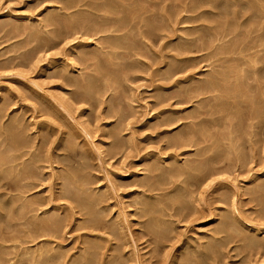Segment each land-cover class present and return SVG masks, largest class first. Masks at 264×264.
<instances>
[{
  "label": "bare ground",
  "instance_id": "6f19581e",
  "mask_svg": "<svg viewBox=\"0 0 264 264\" xmlns=\"http://www.w3.org/2000/svg\"><path fill=\"white\" fill-rule=\"evenodd\" d=\"M60 2H62V4H63L62 7L59 6L60 8H56V9L53 8L55 11H52L51 10L52 7H51V9H50L51 11L49 12V14L47 13V15L45 16V18H43V20L45 22L44 24H46V22L49 23V26L48 27L50 29L47 28V27H45V29L47 28L45 30L46 32H42V31L40 32L39 30L32 28L31 29V35H29V38H31L30 36H32V39H31L32 42L35 41L33 39V37L36 40H38V42L36 41L37 42V45L40 42H41V44H42V42L46 43L45 44V47L47 49L49 48L50 51H51V49L57 48L65 40L67 42V39L68 40H71V38L74 37L72 39V41H73L74 39H77V38L79 39V37L80 38L81 37L82 38L84 37V39H85V37H87V39H88L87 41H84V42L79 43V44L77 43L75 46L73 45L69 53H66L68 51V49L65 50L66 51L65 52L66 55H63V56L58 57V58L57 57H54L52 59V63L50 64V69H53V71L55 72V73L52 72V73H54V77L60 78L63 81V82H61V83L64 84L62 91L65 92V93H67V95L69 93V95H71L69 97H71V99L73 100V102H76V103H84V104L86 103V104L90 105V107H92L93 110L96 109V108L98 109V107L100 108V106L102 104H104L103 103L104 99H103V101H101L102 100V97L104 95H106V93L109 92V90L113 87V85H116V86L119 87V85L122 83V81L127 78L126 77V74H124V73L127 72V71H131L132 64H130L128 62V60H127V59L130 58V56H129V58H127V56L129 55V53L130 52L132 53L133 50H134L133 53L134 52L137 53V50L139 48V46H138L139 44H140V48L142 47V44L146 48H149V46L151 44V48H152L153 47L152 46V41L154 43V40L155 39L156 40L163 41L165 38L172 37V40H169L168 45L169 46L171 45L172 50H173L172 52H174V54H172V56H171V59L172 60L171 59H165V55L166 54L163 56L164 57L163 59H165V60H171L172 62L170 61L171 63H169V64L166 63V64H168V66L166 65L168 68L165 65H164L165 68L161 67V68H163L162 70H166V69L167 70H166L165 75L163 76V74H164L163 73L162 74V77H161V75H160V77L163 78L166 81L167 80H172V82L174 83V87H176V84L175 83H177V86L182 85V84L183 85L184 84L185 85L186 84L187 85L193 84L192 87L189 86L190 88L188 87L189 89L185 90V88L187 86L186 85L184 87L185 92L182 93V90H181L182 95L181 96L179 95L180 98L182 96L185 97L184 99H186V101L183 99V102L185 101L184 103H187V104L188 103H190V104L193 103L194 104V106L192 105V107H193V110L192 111L193 112L191 111V113H190V115L188 117V119H190V121L187 120L188 121L187 122V121L184 120L186 123L184 122V124H182L179 127L180 129L178 128L179 131L177 129V131H178L177 133L178 134L174 133L176 135H175V137H173V139L170 138L171 139L170 140L171 141L170 144H171V148H173V149L175 148V150H177V149L179 150V148H183V147L185 149V148L188 147V148H191V150H190L191 152H194V150H196V147H197L198 148V152L200 153L199 156L202 155V158L200 157V160H194V159H192L190 161H187V160H185L187 158L184 157L185 156V154H184L183 158H185L184 159L185 162L187 161L186 163H183L184 162L183 160L181 162L180 161L181 159L180 160L178 159V156L180 154L178 156H177V154L176 155L174 154V155H171V156L168 155V157L165 158V159L162 158V157H160V156H157L156 155L157 153L156 154L154 153L156 156L149 157L148 155L147 156L145 155V156H142V157L139 158L140 160L143 161L142 163H144V161H145V163L148 162V161H150V160L152 161V159L154 161H156V162L154 163V161H152L153 163L151 165L148 162L149 164L148 163L147 164L149 166H147V165L144 164L145 165L144 168L146 167L145 169L147 171H149L147 173L150 174V176H151V174L153 176L148 181L142 180V179H144V178H142V179H140V182H137L139 188H142V191H139L136 188V191L133 193L134 194L133 197H135L136 199L138 198L137 201L135 200L136 203H137V206H138L136 208L138 210L139 209L142 210V214L140 215V217L141 216H145V217L146 216H149V218H150V221H149V224H148V229L150 228L149 231L152 230L153 235L155 234V236L157 238L163 239V236H165L166 234L165 233L163 234V232H165V230L164 229H161V228H163L165 225L163 227H160V226H162V224H160V220L158 218V215H159L158 208H159V206H163V205H159V204H161L162 199L165 200V202L167 203L168 201H166V198H165V197H167L168 199L171 200V202L173 201L172 203H174V204L176 203L178 205L181 202L183 203V201H184V202H187L188 204H191L190 207L192 208V203H189V201H185L184 200V195H185V193H188V194L189 193H193L196 196L199 194L198 195L199 196L198 198H200V201H197V202H202V204H203V202H204V193L202 194V192H203L202 189L200 190L201 193L199 192V189H200L199 186L200 185L201 186H204L205 184H203V183L209 181V178L212 177V174L215 171L217 172L218 169L216 168L217 170H215V167H216L217 164H219L221 162L222 163L225 162L224 159L226 157L224 156L223 157L224 159L222 158L224 161L222 160L220 162L218 160L219 157L218 158H215V157H217L214 154L215 152L212 153V156L214 155L215 157H211L210 156L212 151L209 153L210 155L207 153L210 157L207 156V155L202 154L204 152H207V151H204V150H206L209 147H211V145H209V143L211 142V141H209L211 135L208 132L209 131V128L208 127H211V124H212V126L213 125L216 126L215 121H217L218 119L221 120L223 118V116H221V115L224 112L226 113L228 111L230 113L231 112L230 109L232 111H233V109H236L238 111L240 109H242V107H240V106H243L245 104L244 101H242V99L245 98L244 100H246V98H248L246 101H250L249 99H251L250 97L252 95L251 94V91L252 92L254 91L253 93H255V94H256V92L257 93L260 92L261 95H259V93L256 94V95L259 96V99L262 98L261 100H262V102H264L263 101L264 100V82L261 80L262 78H264V0H61ZM52 3H54V2H52ZM47 11H48V9H47ZM11 13H13V12L11 11ZM0 16H1V14H0ZM11 17L14 18V19H16V20H18L20 18V17L14 16V15L11 16ZM240 20H242V21H240ZM15 22H13V24ZM40 22L42 24V21H39L38 22L39 25H41ZM199 22H201V24H199ZM9 23H10V21H9ZM9 23L7 22V25H9ZM187 23H192V24L195 23L196 25L192 27V26H190L191 25L190 24L189 25L190 27H182V25H185ZM197 23L199 25H197ZM4 24L6 25V23H4ZM25 24H27V22ZM0 25L3 26L2 23H0ZM5 25L3 27H5ZM7 25H6V27H7ZM47 25L48 24H46V26ZM13 26L16 29L18 27L19 31L20 30L23 31V29H21L20 26H17V24L16 25H13ZM25 27L27 28V26H25ZM15 28H13V29L15 30ZM26 28H24V29L27 31L28 28L27 29ZM41 28H42V26H41ZM186 29L187 30L190 29V31H188L186 33H183L184 31H186ZM17 30H15L16 33H17ZM25 30H24V32H25ZM24 32H23V34H24ZM29 32H30V29H28V34H30ZM133 32L138 33V35L140 36V39L137 38V37L136 38L139 39L140 41L142 39V42H140V43L138 42L139 44L138 43H135V41H137V39H135V37L134 38L132 37ZM133 36H134V34H133ZM48 38H50V39H48ZM26 39H27V37H26ZM156 40H155V42H156ZM172 44H174V45H172ZM42 45L44 46V44H42ZM160 46H162V45L160 44ZM146 48L144 49V47H142V49L148 50ZM38 49H39V46H38ZM120 49H123L125 52H123V53L119 52ZM142 49H140V50L141 51H144ZM148 51H152V50H148ZM160 51L162 52L163 50H160ZM167 51H168V49H167ZM169 51H170V49H169ZM57 52H60V51L57 50ZM147 53H150V52H147ZM190 53H195L196 55L189 56ZM141 54H142V52L140 53V55ZM143 54L145 55V53H143ZM58 55L59 54H57L56 56H58ZM183 55H188V57H185V56L183 57ZM191 55H193V54H191ZM21 56H23V55H21ZM137 56L139 57L138 54H137ZM146 56H147V54L145 55V57ZM152 56H153V54H152ZM156 56L157 55H155L154 57L156 58ZM72 57H74V58H72ZM75 57H76V60H78V61L75 60V62H74L73 59H75ZM145 57L142 56V60L143 61H145V59H143ZM135 58L137 60L136 62L137 63L139 62L141 64V67L143 65V66L146 67L147 71L150 70V68H151L149 66L150 63L148 65V63L146 64V63L140 61L139 58H141V57L137 58L135 56ZM160 58H162V56ZM168 58H170V57L168 56ZM70 60H72V64H71ZM148 60H150V59H147L146 62H148ZM79 61H80V63H78ZM129 61H131V58H130ZM161 62H163V61H161ZM161 62H159V64ZM197 62H199V63L200 62L206 63V65L204 64L206 68H203L204 69L203 72H207V73H205L204 79L201 76H197V75H192L191 76L190 75V76H187L185 79L182 78L183 80H180L179 79L180 80V81L178 80L179 82H174L175 77L178 76L179 73H182V72H184V74H185V72L188 73V70H190V68L192 69L193 66H197ZM81 63H83V65L85 66L86 69L91 68L92 70L90 69L91 70L90 72L93 71L94 74L91 75L92 73L90 74V72L88 71L87 73L89 75H85V76L83 75L82 76L83 72L86 71V70L84 68V71L82 72V69H81L82 64ZM139 63H138V65H139ZM163 63L165 64V62H163ZM80 64H81V66H80ZM151 64H154V63L151 62ZM23 65H24V63H23ZM161 65H162V63L159 66H161ZM139 68H137V70H139ZM158 68H160V67H158ZM78 70H80V73H78L79 74L78 75L79 77L76 76L75 74H72L74 72H78ZM141 70H142V68H141ZM155 70H157V69L155 68ZM192 71H194V70H192ZM136 72L137 71L135 69V72L134 73H136ZM157 72H158V76H159V73L160 72L159 71H157ZM17 74H19V72ZM70 74L75 75V76H71ZM84 74H85V72H84ZM130 74H132V73H130ZM195 76H197V77H195ZM153 77H155V76H153ZM150 78H151V76H150ZM155 78H156L155 80H157L159 77L158 78L155 77ZM157 81H160V78ZM161 82H162V80H161ZM168 83L170 84V82H168ZM163 86H167V85H163ZM68 87L69 88L72 87L74 90L69 91V90H67ZM14 88H17V87L15 86ZM119 88H122L123 89L124 88V85L122 87H119ZM155 89H157V88H155ZM164 89H165L164 87H162V88L160 87L158 90H159V92H160V90H162L161 92H163ZM176 89H175V91H178L179 88L177 87ZM180 89H181V87H180ZM119 91H120V89H119ZM3 92H4V90H3ZM125 92H126V90H125ZM161 92H160V94L158 92H155L156 95L158 94V98L159 99L156 98V100H157V103L159 102L160 105L165 103V99H170V95H169V98L168 97H166V98L162 97L164 94H162ZM249 92H250L251 95L248 94ZM109 93H112L113 95H115L113 93V89H111V92H109ZM112 94L109 96L110 98L107 97V99L110 100ZM117 94H118V91H117ZM121 94L122 93H119V95H121ZM232 94H234L235 97L234 96L231 97ZM121 96H119L118 102H121V101H119V99H120ZM153 96L156 97L155 95H153ZM175 96H176L175 98H177L178 93ZM252 96H254V95H252ZM255 97L256 96H254L253 101L256 100ZM26 98H27V96H26ZM26 98H24V99H26ZM123 98H124V96H123ZM171 98L175 100L174 96L171 97ZM68 99H67L68 102H66V103H69V105H70L72 103V101H70L71 100L70 98H68ZM107 99H105V102H107L106 101ZM116 99H117V96H116ZM112 100H113V98L110 101H112ZM124 100H125V98H124ZM261 100H259V103L258 104L261 103L260 102ZM110 101H108V102H110ZM168 101L170 103V100H168ZM181 101H182V99H181ZM114 102H116V101L114 100ZM114 102L111 105H108L106 103L108 105V108H107L108 110H106L107 113H110V114L115 113V115L118 116L117 118H118L119 121L121 119L122 120L123 119L125 120V114H126V113H124L125 111L123 112L122 109L121 110L120 109H116V107H118V105L116 106V103L117 102L114 105ZM122 102H123V100H122ZM179 102L180 101L177 100L175 102V104H179ZM48 103H50V102H48ZM121 103H120V105H121ZM242 103H244V104L242 105ZM249 103H251V101ZM252 104H250V107H249L250 108V111H248L249 109L246 110L247 108H245V110L251 113V110L253 109V108L251 109V107H252L251 105ZM13 105H14V102H13ZM15 105H16V103H15ZM160 105H157V106L158 107H162ZM167 105H168V103H167ZM255 105H257V104H255ZM130 106H132V105H130ZM248 106H249V104H248ZM257 106H259V105H257ZM261 106H263V105L261 104ZM2 107H3V105L1 106V108ZM50 107H51V105H50ZM65 107H66V105H65ZM65 107L63 106L62 108L65 109ZM169 107H168L167 110H162V108H163L162 107L161 108L162 111L159 112V113H157V116H156V119L158 121L155 120L156 122L153 121L154 123H152V120L153 119H150L149 124L150 123H152V124H155L156 123L155 126L156 127H159V129H161L160 127H162V126L163 127H166V126L171 125L174 122L173 121L174 119L171 118L172 115H175V114L177 115L181 111L178 112L179 110L178 111H175L176 109L175 110H172V109H174L172 106H171L172 109H169ZM239 107H240V109H239ZM104 108H106V107H104ZM243 108H244V106H243ZM56 109H54V111ZM190 109H191V106H190ZM258 109H259V107H258ZM128 110H130V109H128ZM157 110H158V108H157ZM159 110H160V108H159ZM111 111H112V113H111ZM256 111H260V110H256ZM56 112H59V111H56ZM83 112L85 113V111H83ZM262 112H264V109L260 113H258V114H248L247 113L249 115V116H247L249 118L247 121H249L250 122V125H251L249 128H252L256 124V122H257V127H258V124L263 123L262 121H264V115H263L264 113H262ZM48 113H50V112L48 111ZM128 113L126 114V116L128 115ZM238 113H240V111ZM238 113L236 114V116H235V114L233 116H235V118L238 117L240 120H242V119L245 120L243 118L244 115H242L241 113L240 114H238ZM3 114H0V223L3 222V224L2 223L1 224L4 227H2L0 225V264H7L9 262L11 264H19V263L22 262L21 258L23 259L24 257H25V260H27L26 257L31 258L30 261L28 260L29 263L31 262V264H121L120 263L121 260L119 261V259H116V257L114 256L115 253H114L113 250L111 251V252L114 253V254H112L113 256H108L106 258L104 255H101V252L99 250H101L102 249V246L105 245V244L103 245L101 243V241L102 240H105V242H106L107 239H104L106 236L104 238H102L101 236H98V235H95L94 234L95 231L96 232L99 231L98 227L101 224V220H102V222L104 221V219H99L101 216H99V214H98L100 212L98 209H100V208L101 209H106V207H107L108 204H106V207L105 206L99 207V206H101V204H103L102 202H103V200H105L106 197H108L107 195L110 194V196H111V194L114 193V190L116 192V190H118V189H114L116 187L113 185V183L112 184L110 183L111 184L110 186H103V187H101L99 189L97 188L100 191L101 190H104V192L102 191L101 193H99L98 190L93 189V186H91L92 188H90V189H89V187L86 188L89 184L92 185V183H90V181L93 182V180H90L91 178H89L87 174L82 173L85 170L82 171L81 169H83V168L80 169V167H79L80 170H77L78 168H75L74 169L73 167H71L72 166V163H70L71 165H69L68 163H67V165H64L65 163L63 164V167H64L63 170H62L63 173H62V175H60L61 182H60V185H58V187L60 186V188H59V191L56 189L58 191V194H55V195H58L57 197L59 198V200H61L62 198H67V201H68V199H69V201L71 203L69 205L67 204L66 211L65 210H63V211L64 212H68L69 214L68 213H65V214H67V216L69 217V219H72L73 218V219H75V221L77 223L81 222V224H82V222L84 220L85 221L87 220L86 228L89 229V231L87 232V234H85L83 236L84 238L82 237V240L81 241H79V240H75L74 241L75 242V244H74L75 247L73 249L76 251V253L74 252L75 253L74 256L73 255L70 256V253H69V259H68V256L66 255L67 252L65 253L63 251L64 249H66L65 248L66 246L63 245V241H62V244L60 243V241H61L60 239L63 240L62 237L65 236V235H62L61 238L59 237L60 239H57L58 237L55 238L56 235H57L56 233H60L63 230V227H64L63 225L66 224V222H68V217L62 211V208H64V207H62V204L60 205L59 202H55L54 199L51 196L52 194L50 195V193H49V196L48 197H45L44 196L45 198H43V199H41V197L38 194H37L38 195L37 197H40V199L34 198V194L31 193V191H33V189H35V191H36L37 190L36 188L39 189V187H40L39 186V183H38L39 182L38 174H36V172H38L37 169H39V171H40V168L41 167H39L38 164H40L43 159L41 158V155H39L37 153V150H39V149L41 150V146L42 145H43L42 146L43 149H44V147L47 148L49 146V139H48L49 136L48 135H45V136L42 135L43 137L40 138L41 139L40 142L38 140H35L33 143H30V142L28 143L27 142V138L24 137V135H26V134L23 135V132L25 131V129H23V132L21 130L22 129L21 124H23V121L21 122V120H19V118H14L13 119V117H11L12 119L8 118V120L10 119V121H8L9 123L7 121H5L7 123H5V122L3 123L2 120L6 116V115L3 116ZM5 114H7V113H5ZM13 114H14V112H13ZM57 114H59V113H57ZM94 114H95V112H94ZM110 114H108V115L110 116ZM245 114H246V112H245ZM62 115L64 116V113ZM20 116H21V114H20ZM24 116H26V115H24ZM210 116L211 117L214 116V118H215V116H217V117H216V119H214V118L213 119H208V118H210ZM228 116L227 117L230 118L231 115L229 114ZM129 117L127 118V120L129 119ZM149 118H151V116ZM174 118H175V116H174ZM176 118L178 119V121H183V120H180L182 117L181 118H178L176 116ZM77 119H79V118H77ZM182 119H185V116ZM226 119H222L223 122ZM230 119L232 120V118H230ZM64 121H65V119H64ZM64 121H63V123H64ZM77 121H79V120H77ZM121 121H120V123H121ZM233 121H234V118L232 120V123H233ZM247 121H246V123L243 122V123H245V124H243V127H244V125L245 126L247 125ZM254 121H256V122H254ZM29 122H30V120H29ZM226 122H224L222 124V121H221V125L218 124L221 127L216 126L217 127V131L220 130V132H223L222 129H219V128H223V129L226 128L227 127L226 124L228 122H230V120L227 123ZM236 122H237V120L234 121V124L233 125H236L237 124V126H242L241 124L240 125L238 124L239 121H238V123H236ZM115 123H116V121H115ZM120 123H118V124L116 123L117 126ZM81 124L83 125L82 122H81ZM174 124H176V123H173V125ZM180 124L181 123H179V125ZM229 124L230 123H228V125ZM208 125H210V126H208ZM222 125L224 127H222ZM233 125L232 126L230 125L231 128H229V126H228L227 128H229V129L226 128L227 129L226 133L227 132H229V133L230 132L231 133L234 132L233 129H232ZM23 126H25V125H23ZM42 126H43V124H42ZM108 126L109 125H106V124L104 125L105 128H107ZM155 126H154V128L152 127V129L156 131L157 128ZM237 126H236V128L238 129ZM33 127H35V126H33ZM59 127H62V126H59ZM118 127H120V126H118ZM149 127H151V125ZM259 127H262L261 129H263V125H261V124H260ZM50 128H52V127H50ZM112 128H111L110 131L106 132L105 134H106V136H109L110 138L113 139V145H112V143H110V145H108L110 147L112 145L111 149L109 148L110 151H114V152L117 153V152H120L121 150H123V147H122L123 141L121 143V141L119 140V138H121L120 137V133H121L120 131H122V129L121 128L120 129H118V128H113L112 129ZM196 128H198V129H196ZM207 128H208V131L206 130ZM212 128L215 129V127H212ZM236 128H234V129H236ZM65 129H64V132H65ZM85 129H86V127L84 128V131L83 132H85ZM159 129H158V131H159ZM230 129H231V131H230ZM239 129H241V131H242V128L241 127ZM239 129H238V131H239ZM26 131H27V129H26ZM26 131H25V133H26ZM29 131H30V129H28V132ZM62 131L63 130H61V132ZM125 131H126V129H125ZM132 131H133V129H132ZM244 131L247 134V129L246 128L244 129ZM88 132H90V131H88ZM210 132H212V131H210ZM214 132H216V129H215V131H213V134L216 135L217 132L216 133H214ZM220 132H218V133L220 134ZM253 132H255V129H254ZM256 132H257V128H256ZM256 132L255 133H252L253 136L254 135L255 136L257 135ZM259 132H261L260 129H259ZM123 133H125V132H123ZM223 133L225 134L226 137L223 136V134H221L220 140H221V138H224V139L226 138L227 139L229 136L230 137L231 136L233 137V134H234V133H232V135H230L228 133L229 136L227 137L228 134H226L225 131ZM65 134H67V133L65 132ZM160 134H161V132H160ZM128 135L130 136V134H128ZM250 135H251V133L249 134V136ZM87 137H88V135H87ZM214 137H215V139L217 138L216 136H214ZM32 138H34V137H32ZM35 138H38V137H35ZM67 138H69V137H67ZM229 138H228V140H229ZM234 138L235 139H233V141L236 140V142H238L239 140L237 141V139L243 138V137H239L238 138V137H235L234 136ZM60 139H62V138H60ZM80 139L81 138H79V140ZM168 139H169V137H168ZM211 139H213V137ZM224 139H222V140H224ZM226 139L224 141H227L228 142V140H226ZM254 139H256V138H254ZM28 140H31V139H29V137H28ZM72 140H73V138H72ZM123 140H124V138H123ZM126 140H129V138H127ZM240 140H243V139H240ZM244 140H245V137H244ZM246 140H250V138L249 139H246ZM31 141H33V140H31ZM36 141H38L39 143H41V146L33 145ZM62 141L65 143L68 140L65 141L63 139ZM212 141H214V140H212ZM217 141H218V138H217ZM217 141H214V143L213 142L212 143L215 144ZM229 141H230L229 144H231V145L227 144V142L222 143L223 141L221 142V145L222 144L224 145L226 143L227 145L225 144V148H227L228 145H229L230 146L229 149H233L232 146H233L234 142H231V140H229ZM168 142H169V140H168ZM246 142L247 141H245V144H244L243 141H242L240 144L242 145V143H243V146L245 147L246 146ZM68 143H70V142H68ZM68 143H67V145L69 146L70 144H68ZM75 143H76V141H75ZM101 143H104L105 146L107 145L105 142H101ZM219 143L220 142H218V144ZM170 144H168V145H170ZM218 144L216 143L217 146H218ZM235 144L236 145H240V144H237V143H235ZM235 144H234V146H235ZM252 144H253V141L249 145L251 146ZM46 145H47V147H46ZM99 145H101V144H99ZM99 145H97V146H99ZM58 146H60V145H58ZM62 146H63V143H62ZM222 146H220V147L223 149ZM220 147L219 148H216V146H215V148L218 149V154H216V155H219V153L221 154V151L219 152ZM60 148H62V147L60 146ZM67 148H69V147H67ZM130 148H131V146H130ZM188 148H187V150H188ZM225 148H224V150H225ZM241 148H242V146H241ZM72 149H74V148H72ZM97 149H99V148H97ZM105 149H108V148H105ZM236 149H239V151L241 152V150H240V148H238V146H236L234 150L237 151ZM243 149H245V148H243ZM243 149H242V152L244 151ZM250 149H248V150H250ZM48 150L49 149H47L46 151H48ZM53 150L55 151V149H53ZM211 150H212V148H211ZM226 150H225V153H226ZM73 151L74 150H72V152ZM105 151H104V153H105ZM128 151H130V149ZM190 151H188V152H190ZM202 151H204V152H202ZM214 151H216V150L214 149ZM227 151H229V153H230V155H229V153H227L230 156V157L227 156V159L228 158H234L232 155L235 154V152H230V150H227ZM132 152H134V151H132ZM141 152H139V154H141ZM195 152H197V151H195ZM223 153L224 152H222V154ZM231 153H232V155H231ZM5 154H10V155H7V157H5ZM52 154H54V153H52ZM241 154H244V153H241ZM45 155H48L47 152H46ZM105 155H107V153H105ZM105 155L103 154L102 156H105ZM190 155H192V154H190ZM238 155H239V153H238ZM245 155H247V154L245 153ZM192 156H193L192 158H195L194 157L195 155H192ZM199 156H197V158ZM250 156H253V155L250 154ZM250 156H247V157H250ZM121 157H122V155H121ZM46 158H48V157L46 156ZM46 158H44V159L47 160ZM68 158H70V156ZM197 158H195V159H197ZM238 158H239V161L241 163V160L240 159H242V155H239ZM55 159H56V157H55ZM77 159H78V157H77ZM104 159H106V158L104 157ZM235 159H236V156H235ZM80 160H82V159H80ZM245 160H246V157H245ZM245 160L242 159L243 164H244V161ZM48 161L49 160H47V163L46 164L50 163ZM57 161H55V162H57ZM90 161H92V160H90ZM167 161H174V164L167 166L168 165L167 164L168 163ZM229 162H231V160ZM236 162H237V160H236ZM62 163L60 162V164H62ZM76 163H78V162H76ZM89 163H91V162H89ZM170 164H172V162ZM44 165H42V166H44ZM213 165H215V167ZM225 165L226 164H224L223 167ZM235 165H236V163H235ZM220 166H222V164ZM227 166H229V165H227ZM47 167H50V165L49 166H46V168ZM225 169H226V167H225ZM53 171H55V170H53ZM52 174H53V172H52ZM56 175H57V173H56ZM56 175H54V176H56ZM111 175H113V174H111ZM124 175H125V173H124ZM165 175L171 176L170 178H173V177L178 178L180 180V184L179 185L177 184L176 187L175 186L173 187V190L171 192L172 195H169V193H170V191H169V192H167L168 194H164V197H163L162 195H160V192L158 194H157V192L161 190V187L160 186H164L163 183H162V178L165 177ZM110 177L112 179V176H110ZM135 177L138 178L139 175H135ZM141 177H142V175H141ZM259 177L260 176H257L255 179L253 178L252 181H250V180L249 181L254 183V181H257ZM50 178H51V176H50ZM56 178H58V177H56ZM93 178H96V177H93ZM119 178L122 179V180H124V179L127 178V175L126 176H121L120 175ZM152 179L154 180V182L156 181L154 184H151L150 183V181ZM155 179H157V180H155ZM41 180H42V178H41ZM153 180H152V183H153ZM102 181H105V180L102 179ZM111 181H113V179ZM169 181H171V179H169ZM167 182H168V179H167ZM174 182H176V180ZM46 183H48V182L46 181ZM102 183H104V182H102ZM208 183H206V185H209ZM57 184H59V183H57ZM160 184H162V185H160ZM260 184H262V180H261V183ZM132 185H133V183H132ZM168 185H169V182H168ZM193 185L194 186L196 185V187H198V189L195 188V190L198 191V192H196L197 194H195V191L194 192L193 191L192 192L191 191L189 192V189H187V187L190 188V186H193ZM256 185L254 184V187ZM129 187H131V185ZM145 187H146V190L144 189ZM164 187L166 188V186H164ZM206 187L204 189L207 190ZM170 188H171V186H170ZM170 188L168 187L167 190H169ZM192 189H193V187H192ZM255 189H256L257 196L259 195V197L261 198V196L264 195V183L261 186L256 187ZM52 190H53V188H52ZM49 192H50V189H49ZM218 192H220V191H218ZM227 192H229V191H227ZM34 193H36V192H34ZM212 193H214V192H212ZM220 193H219V196H220ZM225 193L226 192H224V194ZM193 194H190L189 197L191 198L193 196ZM217 194L218 193H216L215 195H217ZM55 195H54V197H55ZM222 195L223 194L221 193L220 198H222ZM223 196H225V195H223ZM233 196H235V194ZM253 196H254V194H253ZM187 197L188 196L186 195V198ZM111 198H113V195L111 196ZM228 198L226 197V199H228ZM231 198H232V196H231ZM110 200L112 201V199H110ZM110 200H108V201H110ZM191 200H190V202H191ZM216 200H217V197H216ZM220 200L223 201L224 200V197H223V200L222 199H220ZM261 200H263V199L261 198ZM67 201H66V203H67ZM226 201L227 200H224V202H226ZM124 202H123V204H124ZM171 202H168V203H171ZM256 202L258 204L260 203L258 201H256ZM105 203H107V201ZM212 203H211V205H212ZM41 204H43V205L46 204V206H48V205L51 204L52 206L50 205L51 207H47V209H45L43 207L44 210L41 211L40 210V207H42ZM127 204H129V203H127ZM39 205H41V206H39ZM111 205H114V204L111 203ZM164 205H165V203H164ZM220 205H222V204H220ZM130 206H131V203H130ZM81 207H83L84 210H83V212L80 211L79 212L80 215H79L77 212H75V210H76L75 208H78L80 210ZM163 207H160V208H163ZM172 207H174L173 204H172ZM108 208L109 207H107V209ZM184 208H187L188 209V207H184V205H183V209ZM194 208H195V205H194ZM198 208H199V206H198ZM226 208H227V206H226ZM187 209H184V210H187ZM230 209H232V208H230ZM162 210L163 209H161V211H160L161 215H162ZM179 210L181 211L180 208H179ZM192 210H195V209H192ZM35 211L36 212L41 211V212H40V215H37V216H36V214H33L34 216H36L35 217V221H34V217L32 218L30 216L32 215V213H35ZM60 211H62V213ZM102 211L108 212L110 214V210L109 209L108 210H102ZM260 211H261V209H260ZM181 212H184V214H185L186 211H183L182 210ZM222 212H224V211H222ZM234 212H236V211H234ZM188 213L189 212H186V214H188ZM198 213L200 214V212H198ZM205 213H207V214H205ZM205 213H204V216H203V220L200 221V223H199V225H201V227L202 226L204 227L206 224H209L210 222L211 223L212 222H218V224L216 223L217 226L215 225L216 228L214 226V228L211 229L213 232H215L217 234L225 232L226 229L227 230L229 229V231H231L230 228L234 227L232 229H235V227H238V228H236V235H234V238H235V240L237 239V241L239 243H241V245H243V243H244V245H245L244 247H246L247 249L249 247L252 248V249L253 248L255 249L257 246L259 248L261 247L260 249L264 248V225H260L258 227L257 226H253L251 223H248V222L244 221L243 219H241L242 217L240 215L238 216L237 214L234 216V219L235 220L234 219L233 220L235 221V223H233V222H231L232 220L229 217H224L223 215L222 216H219L220 213H221V209L220 208L219 209H215V208L214 209H208V210H206ZM262 213L264 214V209L262 210ZM135 214L137 215V213H135ZM190 214H191V212H190ZM201 214H203V212ZM116 215H117L116 217H118L119 214H116ZM161 215H159V216L162 217L163 215L162 216ZM80 216H82V217L85 216L86 219H84V220L82 219L81 220ZM196 217H198V216L196 215ZM114 218H115V216H114ZM261 218H263V216H261ZM38 219H39V221H38ZM119 219H120V216H119ZM119 219H118V221L120 223L118 222V224H121L122 221H120ZM22 221H24V222L22 223ZM106 221L108 222V220H106ZM163 221H166V220H163ZM163 221H161V222H163ZM4 222L6 223L5 224L6 226L4 225ZM110 222L113 223L111 220H110ZM145 222H146V220H145ZM166 223L167 222H165V224ZM85 224H84V227H85ZM108 224H110V223H108ZM66 225H68V224H66ZM76 225H78V224H76ZM110 225L112 227V224H110ZM146 225H147V223H146ZM30 226H31V228H30ZM113 227L116 228V225H114V223H113ZM201 227L199 226V228H201ZM22 228H24V230H25V228H26V230L27 229L29 230V228L31 229V230H29V233H28V230H27L26 232L28 234L26 233V235H25V237L27 235H29V237L28 238L26 237V238L27 239H30L31 240L30 242L33 243L35 240H37L38 238L36 236L37 235H42L40 232L44 233V235H43L44 236V240L42 241V239H41L42 242H40V243H36V244L33 243L34 246H27V245L26 246H23L25 244H28L29 241H27V239L24 240L25 237H23V238L20 237L21 239L18 238L17 235L20 236L21 233L24 232L22 230ZM141 228H143V227H141ZM146 228H147V226H146ZM159 229H161L162 232H160ZM101 230L104 231L105 229L102 228ZM241 230H243V231L246 230L245 232H248V233L242 232ZM15 231H17V232H21L22 231V232L20 234L17 233V232H16V234H14ZM47 231L50 232V236H49L50 239L47 238L48 236L46 237L47 234H45V232L47 233ZM83 231H85V230H83ZM107 231H108V229H107ZM110 231H109V233H110ZM119 231L121 233V230H119ZM212 231H211V233H212ZM11 232H14V233H11ZM30 232H31V236H30ZM61 233H60V235H61ZM67 233H69V232H67ZM209 233H210V231H209ZM238 233H239V235H237ZM12 234H14V235H12ZM24 234H25V232H24ZM24 234L22 233L21 236H23ZM121 234H123V233H121ZM234 234H235V232H234ZM52 235L53 236L55 235V237H54L55 239L52 237ZM151 235H152V233H151ZM43 236H41V237H43ZM110 236H111V234H110ZM155 236H154L153 239L156 238ZM202 236H204V235H202ZM41 237L39 236V239ZM45 237H46V239H45ZM207 237H208V240L212 239V241H213L214 240L213 238L215 236H213V235H207ZM203 238H205V237H203ZM203 238H201V239H203ZM125 239H126V237H125ZM206 239H203V240H205V241H203V243L205 242L206 245H208L209 241H207L208 242L207 243L206 242ZM225 239H226V237H225ZM110 240H111V238H110ZM110 240L108 239V242H110ZM216 240H217V238H216ZM216 240H214L215 243L217 242ZM235 240H233V241H235ZM7 241H14V243L16 241V244L17 245L14 244L13 242H11V244H9V245H6L7 244L6 243ZM65 241L66 240H64V242ZM124 241H126V240H124ZM196 241H194V242H196ZM214 241H213V243H214ZM220 241L222 243H224L222 241V239ZM240 241H242L243 243L240 242ZM231 242H232V240H231ZM32 243H30V244H32ZM203 243H200V244H203ZM196 244L198 245V241H197ZM196 244H194V245H196ZM224 244H226V242ZM18 245L21 246V247L23 246L21 248V249H23L21 252H19L20 247ZM197 245L194 246V247H196V250H197V248L199 249V246L197 247ZM212 245L214 247H210L209 249H208V247H206V248L203 247L201 249L204 250V248H205V249H207L206 252H208V253L210 252V253H212V255H214L215 253L218 252V250L221 249L219 247V245H221V244L219 242L218 247L220 249H218V250H217V247L215 248V244H212ZM201 246H205V245H201ZM222 247H225V246L223 245ZM244 247H242V248H244ZM125 248H124V251H125ZM237 248H238V246H237ZM222 249H224V248H222ZM222 249L220 250L221 252H222ZM7 250L8 251H10V250L13 251L14 250V252H11L10 251L11 252L10 253ZM69 251H71L70 250V247H69ZM73 251H71L72 252L71 254H73ZM103 252H104V250H103ZM111 252H110V254H111ZM197 252H199V251L197 250ZM202 252H205V251H202ZM131 253H134V252H131ZM189 253H190V251H189ZM128 254H129V252H128ZM183 254H185V253L183 252ZM191 254H189V255H191ZM195 254H197V256L199 255L198 253H195ZM122 255H123V253H122ZM202 255H203V253L200 256H202ZM5 256H8V257L10 256V257L9 258L7 257L8 258V260H7ZM131 256H133V255L131 254ZM204 256H202V257H204ZM210 256L211 255H209V257ZM216 256L218 257V255L216 254V255H214V258H213V256H211L210 258L211 259L212 258L215 259ZM72 257H74V258L72 259ZM120 257H122V256H120ZM184 257H186V254H185ZM194 257H196V256H194ZM202 257H199V258H202ZM205 257L208 258L207 255ZM193 258L191 256V259H193ZM199 258H197V259H199ZM182 259H180V260H182ZM186 259H187V257H186ZM186 259H185V263H186ZM195 259H193V260H195ZM202 259H204V258H202ZM122 260H125V259L123 258ZM132 261L133 260H131V262ZM135 262H136V260H135ZM193 262H195V261H193ZM196 262L199 263V261H196ZM190 263L193 264L192 261ZM26 264H28V263H26ZM129 264H131V263H129ZM206 264H208V263H206Z\"/></svg>",
  "mask_w": 264,
  "mask_h": 264
},
{
  "label": "rangeland",
  "instance_id": "374dc122",
  "mask_svg": "<svg viewBox=\"0 0 264 264\" xmlns=\"http://www.w3.org/2000/svg\"><path fill=\"white\" fill-rule=\"evenodd\" d=\"M59 0H0V14H1V16H0V23H2V25L4 24V23H6V25H7V22L9 23V21H10V23H9V25H7V27H6V25H5V27H3V26H1L0 25V114H3V116H5L4 117V119L2 120V122L4 123L5 121H10V119H12L11 117H13V119L14 118H19V120H21V122L23 121V124H21V126H22V132H23V129H25V131H26V129H27V131H26V133H25V131L23 132V135L24 134H26V135H24V137H26L27 138V142L29 143H33L35 140H38L39 142H40V138L41 137H43L42 135H48L49 137H48V139H49V146L47 147V145H46V147L47 148H45L44 147V149H43V145L41 146V143H39L38 141H36L33 145H38V146H41V150L39 149V150H37V153L39 154V155H41V158L43 159L42 161H41V163L40 164H38L39 165V167H41L40 168V171H39V169H37L38 170V172H36V174H38V179H39V189L38 188H36L37 190L35 191V189H33V191H31V193L32 194H34V198H37V199H40V197H41V199H43V198H45V197H48L49 196V193H50V195L52 196V198L54 199V201L55 202H59L60 203V205L62 204V207H64V208H62V211L63 210H65L66 211V208H67V204L69 205L71 202L69 201V199H68V201H67V198H62L61 200H59V198L57 197L58 195H55V194H58V191H59V188H60V186L58 187V185H60V182H61V180H60V175H62V173H63V164L64 165H67V163L69 164V165H71L70 163H72V166L71 167H73L74 169L75 168H78L77 170H80L81 168H83V169H81L82 171L83 170H85V171H83L82 173H85V174H87L88 175V177L89 178H91L90 180H93V182H91L90 181V183H92V185L91 184H89L86 188H88L89 187V189L90 188H92L91 186H93V189H96V190H98L99 188H101V187H103V186H110L112 183H113V185L116 187V188H114V189H118V190H116V192H115V190H114V193H112L111 194V196L113 195V198H111V196H110V194L109 195H107L108 197H106L105 198V200L107 201V203H105L106 201L105 200H103V204H101V206H99V207H102V206H105L106 207V204H108L107 205V207H109L108 209L110 210V214L108 213V212H105V211H102V210H108L107 209V207H106V209H98L99 211V216H101L99 219H104V221L102 222V220H101V224H100V226L98 227V229H99V231L98 232H94V234L95 235H98V236H101L102 238H104L105 236L107 237H105L104 239H107L106 240V242H105V240H102L101 241V243L104 245V246H102V249L101 250H99L100 252H101V255H104L106 258L108 257V256H113L112 254H114V256L116 257V259H119V261H120V263L121 264H129V263H131V264H187L188 262V264H191L190 262L192 261V263L193 264H206V263H208V264H264V248H262V249H260L258 246L254 249H252V248H246V247H244L245 245H244V243L242 242V241H240V242H242L243 243V245H241V243H239L238 241H237V239L235 240V238H234V235H236V228H238V227H235V229H232V228H234V227H232V228H230V230L231 231H229V229L227 230L226 229V231L225 232H223V233H219V234H217V233H215V232H213L211 229H213L214 228V226L216 225L217 226V224H218V222H210L209 224H206L204 227L202 226L201 227V225H199V223H200V221H202L203 220V216H204V213L206 212V210H208V209H221V213H220V215L219 216H224V217H229L232 221L231 222H233V223H235V219H234V216L237 214L238 216L240 215L241 217V219H243L244 221H246V222H248V223H251L253 226H260V225H264V214L262 213V210L264 209V195L263 196H261V198L263 199V200H261V198L259 197V195L257 196V193H256V187H259V186H261L263 183H264V121H262L263 123H260L261 125H263V129H261L262 127H259L260 126V124H258V127H257V122L256 121H254V122H256V124L252 127V128H249L251 125H250V122L249 121H247L249 118L247 117V116H249L248 114H258V113H260L263 109H264V102H262V98H260L259 99V96H257L256 94H258L259 93V95H261L260 94V92H256V94L255 93H253L252 91H251V94L252 95H254V96H256L255 98H256V100H254L253 101V99H254V96H252L251 94H250V92L248 93V94H250L251 95V99H249L250 101H251V103H249L250 101H246L248 98H246V100H244L245 98H243L242 99V101H244V103H242V105L244 106V108H243V106H240V107H242V109H240V107H239V111H240V113L242 114V115H244V119L247 121V125L245 126L244 125V127H243V124H245L246 123V121L245 120H240L238 117L237 118H235V116H236V114L239 112L238 110H236V109H233V111L230 109V113L227 111L226 113L224 112L221 116H223V118L222 119H226L224 122H226L227 120L229 121L230 120V122H228V123H230L229 125H228V123L226 124L227 125V127L229 126V128H231L230 127V125L232 126L233 124H234V121H236L237 120V122L236 123H238V121H239V125L241 124L242 126H237V124L236 125H233V127H232V129H233V131L234 132H232V133H234L233 134V137L231 136H229V134L230 135H232V133L230 132H227L226 133V131H227V129H229V128H227L226 126V128H219V129H222V131L224 132L225 131V133L226 134H228L227 135V137L229 138V140H231V142H234V144L235 143H237V144H240L242 141H243V143L245 144V141H247L249 144H251L252 143V141H253V144L250 146L247 142H246V146L244 147L243 146V143H242V148H241V146L240 145H236L235 144V146H234V144H233V146H232V148L233 149H229V145H231V144H229L230 143V141L228 140V138L226 139V140H228V142L227 141H224L225 139L224 138H221V140H220V137H221V134H223V136H225V134L223 133V132H220V130L219 131H217V127L216 126H218V127H221V126H219L218 124H220L221 125V121H222V124L224 123L223 122V120L221 119V120H217V121H215V124H216V126L215 125H213L212 126V124H211V127H208V126H210V125H208L207 127L209 128V131H208V128L206 129L208 132H209V134L211 135V137H210V140L209 141H211L210 143H209V145H211V147H209L208 149H206V150H204V151H207V152H204V151H202V152H204V153H202V154H204V155H207V156H209L210 154V152H211V157H215V156H217V157H215V158H218V160L221 162L224 158V156L226 157L224 160H225V162L224 163H219L220 165L222 164V166H220L219 164H217L216 165V167H215V165H213L214 167H215V170H217V172L215 171L213 174H212V177L211 178H209V181H207V182H204L203 184H205L206 185V183H208L209 185H204V186H199L200 187V189H199V192H200V190L202 189V194L204 193V202H203V204H202V202H197V201H200V198H198L199 196V194L196 196V195H194L193 193H185V195H184V200L185 201H189V203H192V208L190 207V205L191 204H188L187 202H184L183 201V203L180 205H178V204H174V203H172L171 202V200L170 199H168L167 197H165L166 198V201H168V202H171V203H166L165 202V200H163L162 199V202H161V204H159V205H163V206H159V208H158V211H159V215H161V213H160V211H161V209H163L162 210V217H160L159 215H158V218H159V220H160V224H162V226H160V227H163L164 225V227L163 228H161V229H164L165 230V232H163V234L165 233L166 235L165 236H163V239H159V238H157L156 236H155V234L153 235V232H152V230H150L149 231V229H148V224H149V221H150V218H149V216H141L140 217V215L142 214V210H138L136 207H138L137 206V203H136V201L138 200V198L136 199L135 197H133L134 196V192L136 191V188H137V190H139V191H142V188H139V186H138V184H137V182H140V179H142V178H144V179H142V180H146V181H148V180H150V178H152V174H151V176H150V174H148L147 172H149V171H147L145 168H144V166L145 165H147V166H149L148 164L150 163V165L153 163L152 161H154L153 159H152V161L150 160V161H148V162H146L145 163V161H144V163H142L143 161L142 160H140L139 158L140 157H142V156H149V157H151V156H160V157H162V158H167L168 157V155L169 156H171V155H176L177 154V156H178V159L182 162V160L184 161L183 163H186L187 161H190V160H192V159H194V160H200V157L202 158V155L201 156H199L200 155V153L198 152V148L196 147V150H194V152L195 151H197V152H191L190 150H191V148H188V150H187V148H185L184 149V147L183 148H179V150L177 149V150H175V148L173 149V148H171V139L170 138H172L173 139V137H175V135L176 134H178L177 132L179 131V127L182 125V124H184V122L185 121H187V120H189L190 121V119H188V117H189V115H190V113H191V111L193 110V107H192V105L194 106V104L193 103H184L185 101H186V99H184L185 97H179V95L181 96L182 95V93H184L185 92V90H187V89H189L190 87H192L193 86V84H189V85H179V86H177V83H175L176 84V87H174V83L172 82V80H167L168 82H170V84L166 81V80H164L163 78H161L162 77V74H163V76L165 75V73H166V70H162L163 68H165L164 67V65L166 66H168V64L169 63H171L172 61V59H171V56H172V54H174V52H172L173 50H172V47H171V45L169 46L168 45V43H169V40H172V37H170V38H165L163 41H161V40H156V42H155V40H154V43H153V41H152V48H151V44H150V46H149V48H146L142 43V47H144V49L146 48V49H148V50H152V51H148V50H144V49H142V47L140 48V42H142V39H141V41L139 40L140 39V36L138 35V33H136V32H133V34H134V36H133V34H132V37L134 38L135 37V39H137V38H139V39H137V41H135V43H138L139 45V48L140 49H142V50H144V51H141L139 48H138V50H137V53L136 52H134L133 53V51H132V53L130 52L129 53V55L127 56V58H129V56H130V58H131V61H129L130 60V58L129 59H127L128 60V62L130 63V64H132V69L134 70H132L131 69V71H127V72H125L124 74H126V79H124L123 81H122V83L119 85V87H122L123 85H124V90L122 89V88H119L118 86H116V85H113V87L111 88V89H113V93L115 94V95H113L112 93H109V92H111V89L109 90V92L108 93H106V95H104L103 97H102V100L101 101H103V99H104V101H103V103L105 104H102L101 106H100V108L98 107V109L96 108V109H94L93 110V108L92 107H90V105H88V104H84V103H76V102H73V100L71 99V97H69V96H71V95H69V93H68V95H67V93H65V92H63L62 91V89H63V83H61V82H63L62 81V79H60V78H57V77H54V71H53V69H50V64L52 63V59L54 58V57H61V56H63V55H66L65 54V50H67L68 49V51L66 52V53H69L70 52V50H71V48H72V46L74 45H76L77 43L79 44V43H82V42H84V41H87L88 39H87V37H85V39H84V37L82 38H80L79 37V39L77 38V39H74L73 41H72V39L74 38H71V40H68L67 39V42H66V40L62 43V44H60L57 48H53V49H51V51H50V49L48 48H46L45 47V44L46 43H44V42H42V44H44V46L41 44V42L40 43H38V45H37V42H38V40H36L34 37H33V39L35 40V41H33L32 42V36H30L31 38H29V35H31V29L33 28V29H37V30H39L40 32L42 31V32H46L45 30L47 29V28H49L48 26H49V23H47L46 22V24H48L47 26H46V24H44L45 22H44V20H43V18H45V16L47 15V13L49 14V12L52 10V11H55L54 9H56V8H60V7H62V2H58ZM52 2H54V3H52ZM61 4V5H60ZM56 6V7H55ZM60 6V7H59ZM3 7V8H2ZM51 7H52V9H51ZM54 8V9H53ZM47 9H48V11H47ZM51 9V10H50ZM238 9V8H237ZM6 10V11H5ZM11 11L13 12V13H11ZM45 11V12H44ZM5 12V13H4ZM40 12V13H39ZM3 14V15H2ZM22 14V15H21ZM40 14V15H39ZM17 16V17H20L18 20H16V19H14V18H12L11 16ZM20 15V16H19ZM36 16V17H35ZM38 16V17H37ZM22 17V18H21ZM10 18V19H9ZM29 18V19H28ZM42 18V19H41ZM8 21H7V20ZM16 22H15V21ZM6 21V22H5ZM39 21H42V24H41V22H40V24L41 25H39ZM240 21H242V20H240ZM4 22V23H3ZM13 22H15L14 24H13ZM19 24H18V23ZM21 22V23H20ZM27 22V24H25ZM37 22V23H36ZM23 23V24H22ZM17 24V26H20V28L21 29H23V31H19V29H18V27H17V29L13 26V25H16ZM191 24V25H190ZM199 24H201V22H199ZM198 23H197V25H199ZM23 25V26H22ZM44 25V26H43ZM187 25V26H186ZM195 26L196 24L195 23H187V24H185V25H182V27H190V26ZM15 28V30H17V33L15 32V30L12 28ZM22 26V27H21ZM25 26H27V28L28 29H30V34H28V29L25 27ZM32 26V27H31ZM41 26H42V28H41ZM10 27V28H9ZM45 27H47L46 29H45ZM12 28V29H11ZM24 28H26L27 29V31L24 29ZM42 29V30H41ZM50 29V28H49ZM48 29V30H49ZM13 30V31H12ZM24 30H25V32H24ZM47 30V31H48ZM12 31V32H11ZM188 31H190V29H186V31H184L183 33H186V32H188ZM23 32H24V34H23ZM27 32V33H26ZM21 34V35H20ZM136 34V35H135ZM27 37V39H26V37ZM80 36V35H79ZM139 36V37H138ZM137 37V38H136ZM48 39H50V38H48ZM70 39V38H69ZM37 41V42H36ZM70 41V42H69ZM159 41V42H158ZM68 43V44H67ZM40 44V45H39ZM65 44V45H64ZM156 46H155V45ZM160 44L162 45V46H160ZM17 47H16V46ZM62 45V46H61ZM71 45V46H70ZM159 45V46H158ZM172 45H174V44H172ZM32 46V47H31ZM38 46H39V49H38ZM49 46V45H48ZM47 46V47H48ZM69 46V47H68ZM41 47V48H40ZM45 47V48H44ZM164 47V48H163ZM166 47V48H165ZM169 47V48H168ZM30 48V49H29ZM39 50H37V49ZM44 48V49H43ZM70 48V49H69ZM36 49V50H35ZM42 49V50H41ZM167 49H168V51H167ZM169 49H170V51H169ZM31 50V51H30ZM33 50V51H32ZM35 50V51H34ZM57 50L58 51H60V52H57ZM160 50H163L162 52L160 51ZM150 52V53H147V52ZM35 52V53H34ZM119 52H121V53H123V52H125L123 49H120L119 50ZM142 52V56H144L145 57V55L147 54V56L145 57V58H143V59H145V61H143L142 60V56L140 55V53ZM23 53V54H22ZM59 54L58 56H56L57 54ZM143 53H145V55L143 54ZM28 54V55H27ZM34 54V55H33ZM137 54L139 55V57H141V58H139L138 56H137ZM152 54H153V56H152ZM157 55L156 56V58L154 57L155 55ZM161 54V55H160ZM163 54V55H162ZM166 54V55H165ZM191 54H193V55H191ZM21 55H23V56H21ZM27 57H26V56ZM133 55V56H132ZM137 57V58H139L140 59V61H142V62H144V63H148V65H149V63H150V70H148L147 71V69H146V67L145 66H143L142 65V67H141V64L139 63V65H138V63L136 62L137 60H136V58H135V56ZM165 55V59H171V60H165V59H163L164 56ZM189 55V54H188ZM188 55H183V57L185 56V57H188ZM194 55H196L195 53H190V55L189 56H194ZM52 56V57H51ZM151 56V57H150ZM162 56V58H160V57ZM168 56L170 57V58H168ZM149 57V58H148ZM167 57V58H166ZM27 58V59H26ZM72 58H74V57H72ZM152 58V59H151ZM138 59V60H139ZM147 59H150V60H148V62H146L147 61ZM156 61H154V60ZM162 59V60H161ZM8 60V61H7ZM16 60V61H15ZM25 60V61H24ZM75 60H76V57H75V59H73V61L75 62ZM152 60V61H151ZM21 61V62H20ZM24 61V62H23ZM76 61H78V60H76ZM161 62V61H163V62H165V64L163 63V62H161L162 63V65L161 66H159L160 64H159V62ZM169 61V62H168ZM171 61V62H170ZM6 62V63H5ZM70 62H71V64H72V60H70ZM73 62V63H74ZM151 62H153L154 64H151ZM17 63V64H16ZM23 63H24V65H23ZM49 63V64H48ZM78 63H80V61L78 62ZM166 63H168V64H166ZM8 64V65H7ZM13 64V65H12ZM81 64H82V66H81ZM80 64V66H81V69H82V72L84 71V68H85V66L83 65V63H81ZM137 64V65H136ZM158 66H157V65ZM202 64V65H201ZM206 65V63H203V62H197V66H193L192 67V69L190 68V70H188V73L187 72H185V74H184V72H182V73H179L178 74V76H176L175 77V79H174V82H179L180 80H183V79H185L187 76H192V75H197V76H201L203 79H204V77H205V73H207V72H203V68H206L205 67V65ZM152 65V66H151ZM157 67H156V66ZM10 66V67H9ZM137 66V67H136ZM166 66V67H167ZM204 66V67H203ZM83 67V68H82ZM140 67V68H139ZM158 67H160V68H158ZM161 67H163V68H161ZM137 68H139V70H137ZM141 68H142V70H141ZM155 68L157 69V70H155ZM168 68V67H167ZM194 68V69H193ZM80 69V70H81ZM91 68H89V69H86L85 68V70L86 71H84L85 72V74H84V72H83V74H82V76L84 75H89L87 72L89 71H91L90 70ZM135 69H136V73H134L135 72ZM162 71H161V70ZM80 70H78V72H74V73H72V74H75L76 76H78L79 74L78 73H80ZM192 70H194V71H192ZM157 71H159L160 73H159V76H158V72ZM164 71V72H163ZM198 71V72H197ZM202 71V72H201ZM19 72V74H17V73ZM52 72H54V73H52ZM146 72V73H145ZM92 73V74H91ZM128 73V74H127ZM130 73H132V74H130ZM134 73V74H133ZM155 73V74H154ZM196 73V74H195ZM72 74H70L71 76H75V75H72ZM90 74L91 75H93L94 73H93V71L92 72H90ZM123 74V75H124ZM189 74V75H188ZM199 74V75H198ZM201 74V75H200ZM246 74V73H245ZM53 75V76H52ZM122 75V76H123ZM128 75V76H127ZM132 75V76H131ZM134 75V76H133ZM155 76V77H159L160 78V81H157V80H159V78L157 79V80H155L156 78L155 77H153V76ZM160 75H161V77H160ZM180 75V76H179ZM203 75V76H202ZM147 76V77H146ZM150 76H151V78H150ZM197 76H195V77H197ZM14 77V78H13ZM79 77V76H78ZM153 78V79H152ZM177 78V79H176ZM183 78V79H182ZM130 79V80H129ZM133 79V80H132ZM138 79V80H137ZM142 79V80H141ZM152 79V80H151ZM180 79V80H179ZM155 80V81H154ZM161 80H162V82H161ZM179 80V81H178ZM263 82H264V78H262L261 79ZM156 82V83H155ZM167 83V84H166ZM162 84V85H161ZM169 84V85H168ZM173 84V85H172ZM154 85V86H153ZM158 85V86H157ZM163 85H167V86H163ZM17 87V88H14V87ZM27 86V87H26ZM31 86V87H30ZM186 86V88H185V90H184V87ZM190 86V87H189ZM3 87V88H2ZM131 87V88H130ZM162 88V87H164L165 89V91L163 90V92H161L162 90H160V92L162 93V94H164L162 97H164V98H166V97H168L169 98V95H170V99H165V105L164 104H159V102L157 103V100H156V98H158V94L156 95L155 94V92H158L159 94H160V92H159V88ZM170 87V88H169ZM179 88L178 89V91H175V89L176 88ZM180 87H181V89H180ZM189 87V88H188ZM69 88V87H68ZM67 88V90H69V91H72V90H74L72 87H70L69 89ZM72 88V89H71ZM126 88V89H125ZM155 88H157V89H155ZM175 88V89H174ZM4 90V92H3V90ZM10 89V90H9ZM17 89V90H16ZM71 89V90H70ZM119 89H120V91H119ZM122 89V90H121ZM169 89V90H168ZM7 90V91H6ZM36 90V91H35ZM116 90V91H115ZM125 90H126V92H125ZM154 90V91H153ZM157 90V91H156ZM177 90V89H176ZM181 90H182V93H181ZM184 90V91H183ZM9 91V92H8ZM60 91V92H59ZM117 91H118V94H117ZM124 93H123V92ZM131 91V92H130ZM153 91V92H152ZM6 92V93H5ZM41 92V93H40ZM116 92V93H115ZM178 93V96H177V98H175L176 96L175 95H177V93ZM119 93H122L121 95H119ZM132 93V94H131ZM51 94V95H50ZM59 94V95H58ZM62 94V95H61ZM65 94V95H64ZM109 94V95H108ZM112 94V96H111V99L113 98V100L112 101H110L109 99H107V97H109L110 95ZM117 94V95H116ZM161 94V95H162ZM67 95V96H66ZM153 95H155L156 97H154ZM172 95V96H171ZM5 96V97H4ZM26 96H27V98H26ZM116 96H117V99H116ZM119 96H121L120 97V99H119V101H121L122 102V100H123V102L121 103V102H118V98H119ZM123 96H124V98H125V100H124V98H123ZM154 98H153V97ZM174 96V98H175V100L174 99H172L171 97H173ZM235 97V95L234 94H232L231 95V97ZM41 97V98H40ZM45 97V98H44ZM179 97V98H178ZM261 97V96H260ZM24 98H26V99H24ZM68 98H70L71 100L70 101H72V103L69 105V103H66V102H68ZM110 98V97H109ZM133 98V99H132ZM135 98V99H134ZM3 99V100H2ZM44 101H43V100ZM57 99V100H56ZM68 99V100H67ZM105 99H107L106 101L108 102V101H110V102H105ZM159 99V98H158ZM181 99H182V101H181ZM183 99L185 100L184 102H183ZM17 102H16V101ZM67 100V101H66ZM114 100L118 103H116V102H114ZM136 100V101H135ZM168 100H170V103H169V101L167 102ZM177 100H179L180 102H179V104H175V102L177 101ZM259 100H261L260 102V104H258L259 103ZM9 101V102H8ZM19 101V102H18ZM69 101V102H70ZM129 101V102H128ZM135 101V102H134ZM253 101V102H252ZM264 101V100H263ZM13 102H14V105H13ZM46 102V103H45ZM48 102H50V103H48ZM113 102H114V105H115V103H116V106L118 105V107H116V109H122V111L124 112V113H128V115L130 116H126V114H125V120L123 119H121L120 121H121V123H120V121L118 120V116L117 115H115V113H112V111H111V113L112 114H110V113H107V111L106 110H108L107 108H108V105H111V104H113ZM126 102V103H125ZM133 102V103H132ZM255 102V103H254ZM257 102V103H256ZM6 103V104H5ZM15 103H16V105H15ZM58 103V104H57ZM61 103V104H60ZM108 105H107V104ZM120 103H121V105H120ZM167 103H168V105H167ZM178 103V102H177ZM181 103V104H180ZM249 104V106H248V104ZM253 103V104H252ZM9 104V105H8ZM84 104V105H83ZM160 105V106H162V107H158L157 105ZM170 104V105H169ZM250 104H252L251 106V113L250 112H248V111H250ZM255 104H257V105H259V106H257V105H255ZM261 104L263 105V106H261ZM3 105V107L1 108V106ZM35 105V106H34ZM50 105H51V107H50ZM65 105H66V107H65ZM130 105H132V106H130ZM157 107H156V106ZM246 105V106H245ZM11 106V107H10ZM15 106V107H14ZM48 106V107H47ZM65 107V109H63L62 107ZM125 106V107H124ZM170 106V107H169ZM174 108V109H172V107ZM190 106H191V109H190ZM255 106V107H254ZM21 107V108H20ZM24 107V108H23ZM27 107V108H26ZM53 107V108H52ZM55 107V108H54ZM68 107V108H67ZM104 107H106V108H104ZM121 107V108H120ZM166 107V108H165ZM168 107H169V109H172V110H175V111H178V112H180V113H178L177 115L175 114V115H172V119H174L173 121V123H176V124H174L173 125V123L171 124V125H169V126H166V127H160L161 129H159V127H156L155 126V124H152V123H154L153 121H155V120H157L156 119V116H157V113H159V112H161L162 110H167L168 109ZM258 107H259V109H258ZM263 107V108H262ZM17 108V109H16ZM26 108V109H25ZM51 108V109H50ZM57 108V109H56ZM71 110H70V109ZM90 108V109H89ZM92 108V109H91ZM132 108V109H131ZM157 108H158V110H157ZM159 108H160V110H159ZM161 108H162V110H161ZM245 108H247L246 110H248V111H246L245 110ZM262 108V109H261ZM37 109V110H36ZM54 109H56L55 111H54ZM81 109V110H80ZM128 109H130V110H128ZM153 109V110H152ZM88 112H87V111ZM99 110V111H98ZM236 110V111H235ZM255 110V111H254ZM256 110H260V111H256ZM23 111V112H22ZM25 111V112H24ZM48 111L50 112V113H48ZM56 111H59V112H56ZM70 113H69V112ZM83 111H85V113L83 112ZM133 111V112H132ZM185 111V112H184ZM236 113H235V112ZM3 112V113H2ZM13 112H14V114H13ZM38 112V113H37ZM53 112V113H52ZM74 112V113H73ZM94 112H95V114H94ZM147 112V113H146ZM193 112V111H192ZM245 112H246V114H245ZM255 112V113H254ZM5 113H7V114H5ZM55 113V114H54ZM57 113H59V114H57ZM64 113V116L62 115ZM87 113V114H86ZM106 113V114H105ZM150 113V114H149ZM182 113V114H181ZM232 116H230V118H232V120H233V118H234V121H233V123H232V120L230 119V118H228L229 116V114ZM233 113V114H232ZM240 113H238V114H240ZM248 113V114H247ZM262 113H264V112H262ZM10 114V115H9ZM20 114H21V116H20ZM108 114H110V116L108 115ZM136 114V115H135ZM147 114V115H146ZM228 114V115H227ZM235 114V116H233ZM8 115V116H7ZM24 115H26V116H24ZM52 115V116H51ZM133 115V116H132ZM264 115V114H263ZM18 116V117H17ZM74 116V117H73ZM76 116V117H75ZM83 116V117H82ZM151 116V118H149ZM174 116H175V118H176V116L178 117V118H183L184 116H185V119H180V120H183V121H178V119L176 118H174ZM228 116V117H227ZM57 117V118H56ZM109 117V118H108ZM111 117V118H110ZM129 117V119L127 120V118ZM209 117V116H208ZM207 117V118H208ZM216 117L217 116H215V118H214V116L213 117H211L210 116V118H208V119H216ZM225 117V118H224ZM8 118H10L9 120H8ZM23 118V119H22ZM60 120H59V119ZM65 119V121H64V119ZM77 118H79V119H77ZM81 118V119H80ZM108 118V119H107ZM7 119V120H6ZM79 120V121H77V120ZM150 119H153L152 120V123H150L149 124V122H150ZM29 120H30V122H29ZM84 120V121H83ZM132 120V121H131ZM135 120V121H134ZM185 120V121H184ZM12 121V120H11ZM63 121H64V123H63ZM90 121V122H89ZM115 121H116V123L118 124V123H120L118 126H120V127H118L117 126V124L115 123ZM148 121V122H147ZM158 121V120H157ZM178 123H177V122ZM7 122H5V123H7ZM33 122V123H32ZM81 122L83 123V125L81 124ZM114 122V123H113ZM156 122V121H155ZM183 122V123H182ZM188 122V121H187ZM217 122V123H216ZM220 122V123H219ZM242 122V123H241ZM243 122H245V123H243ZM249 122V123H248ZM9 123V122H8ZM50 123V124H49ZM60 123V124H59ZM179 123H181L180 125H179ZM186 123V122H185ZM42 124H43V126H42ZM89 124V125H88ZM109 125L108 127L110 128H105L104 127V125ZM23 125H25V126H23ZM29 125V126H28ZM31 125V126H30ZM62 126V127H59V126ZM79 125V126H78ZM127 125V126H126ZM151 125V127H149ZM157 128L156 129V131L155 130H153L152 129V127L154 128V126ZM33 126H35V127H33ZM72 126V127H71ZM84 126V127H83ZM124 126V127H123ZM236 126L238 127V129L241 127L242 128V131H241V129H239V131H238V129L236 128ZM256 126V127H255ZM28 127V128H27ZM50 127H52V128H50ZM86 127V129H85V132H83L84 131V128ZM90 127V128H89ZM118 128V129H122V131H120L121 133H120V137L121 138H119V140L121 141V143H122V141H123V143L125 144H123L122 143V147H123V150H121L120 152H114V151H110V149H111V147H112V145H113V139L112 138H110L109 136H106V132H108V131H110L111 130V128ZM212 127H215V129H216V132H214V133H216V135H214L213 134V131H215V129L214 128H212ZM222 127H224L223 125H222ZM33 128V129H32ZM35 128V129H34ZM66 128V129H65ZM112 128V129H113ZM126 129V131H125V129ZM146 128V129H145ZM179 128V129H178ZM206 128V127H205ZM212 128V129H211ZM234 128H236V129H234ZM247 129V134H246V132L244 131V129ZM256 128H257V132H256ZM260 129V131L261 132H259V129ZM28 129H30V131L28 132ZM64 129H65V132L67 133V134H65V132H64ZM132 129H133V131H132ZM158 129H159V131H158ZM177 129H178V131H177ZM196 129H198V128H196ZM254 129H255V132H256V136L254 135L253 136V134L252 133H255V132H253L254 131ZM61 130H63L62 132H61ZM68 131V132H67ZM87 131V132H86ZM88 131H90V132H88ZM170 131V132H169ZM210 131H212V132H210ZM230 131H231V129H230ZM236 131V132H235ZM238 131V132H237ZM251 131V132H250ZM40 132V133H39ZM44 132V133H43ZM64 132V133H63ZM123 132H125V133H123ZM160 132H161V134H160ZM164 132V133H163ZM218 132H220V134L218 133ZM241 132V133H240ZM79 133V134H78ZM174 133H176V134H174ZM238 133V134H237ZM251 133V135L249 136V134ZM41 136H40V135ZM62 134V135H61ZM64 134V135H63ZM70 134V135H69ZM88 135V137H87V135ZM128 134H130V136L128 135ZM174 134V135H173ZM236 134V135H235ZM242 136H241V135ZM30 135V136H29ZM82 135V136H81ZM135 135V136H134ZM162 135V136H161ZM240 135V136H239ZM244 135V136H243ZM52 136V137H51ZM73 138V140H72V138ZM74 136V137H73ZM76 136V137H75ZM103 138H102V137ZM123 136V137H122ZM165 136V137H164ZM214 136H216L217 138H218V141H217V138L215 139V137ZM234 136L235 137H243V138H239V139H237V141L239 142H236V140H234L233 141V139H235L234 138ZM28 137H29V139H31V140H33V141H31V140H28ZM32 137H34V138H32ZM35 137H38V138H35ZM67 137H69V138H67ZM129 138V140H126L127 138ZM131 137V138H130ZM167 137V138H166ZM168 137H169V139H168ZM177 137V136H176ZM213 137V139H211ZM226 137V136H225ZM244 137H245V140H244ZM60 138H62V139H60ZM79 138H81L80 140H79ZM106 138V139H105ZM110 138V139H109ZM123 138H124V140H123ZM126 138V139H125ZM232 138V139H231ZM250 138V140H246V139H249ZM254 138H256V139H254ZM52 139V140H51ZM65 140V141H67V142H63L62 140ZM109 139V140H108ZM169 140V142H168V140ZM222 139H224V140H222ZM240 139H243V140H240ZM70 140V141H69ZM79 140V141H78ZM212 140H214V141H217L216 143L218 144V142H220L219 144H218V146L220 147V146H222L221 145V142L222 143H224V142H227V144H229L228 145V149L227 148H225V144L222 146L223 147V149L220 147V150H219V152L221 151V154L219 153V155H216V154H218V149H216V148H219L217 145H216V143L215 144H213L214 143V141H212ZM256 140V141H255ZM72 141V142H71ZM75 141H76V143H75ZM100 141V142H99ZM126 141V142H125ZM167 141V142H166ZM241 141V142H240ZM63 143V146L65 147H63L62 146V143ZM68 142H70V143H68ZM74 142V143H73ZM101 142H105L107 145L105 146V144L104 143H101ZM213 142V143H212ZM257 144H256V143ZM259 142V143H258ZM60 143V144H59ZM67 143L68 144H70L69 146L67 145ZM110 143H112V145H111V147L110 146H108V145H110ZM133 143V144H132ZM85 144V145H84ZM99 144H101V145H99ZM131 144V145H130ZM168 144H170V145H168ZM226 144V145H227ZM256 144V145H255ZM58 145H60L62 148H60V146H58ZM67 145V146H66ZM97 145H99V146H97ZM129 147H128V146ZM137 145V146H136ZM214 147H213V146ZM249 147H248V146ZM127 146V147H126ZM130 146H131V148H130ZM133 146V147H132ZM215 146H216V148H215ZM236 146H238V148H240V150H241V152L239 151V149H236L237 151H235L234 149H235V147ZM240 146V147H239ZM67 147H69V148H67ZM74 148V149H72V148ZM77 147V148H76ZM99 148V149H97V148ZM139 147V148H138ZM254 147V148H253ZM256 147V148H255ZM105 148H108V149H105ZM110 148V149H109ZM130 149V151H128L129 149ZM138 148V149H137ZM167 148V149H166ZM171 148V149H170ZM211 148H212V150H211ZM224 148H225V150L227 149V150H230V152H235V154H233L232 155V153H231V155L234 157V158H228L227 159V156H229L230 155V153H229V151H227L226 150V153H225V150H224ZM243 148H245V149H243ZM251 148V149H250ZM47 149H49L48 151H46ZM53 149H55V151L53 150ZM69 149V150H68ZM80 149V150H79ZM85 149V150H84ZM104 149V150H103ZM134 149V150H133ZM195 149V148H194ZM214 149L216 150V151H214ZM242 149L244 150L243 152H242ZM248 149H250V150H248ZM72 150H74L73 152H72ZM89 150V151H88ZM102 150V151H101ZM106 150V151H105ZM109 150V151H108ZM127 150V151H126ZM138 150V151H137ZM193 150V149H192ZM210 150V151H209ZM224 150V151H223ZM40 153H39V152ZM54 151V152H53ZM100 151V152H99ZM104 151H105V153H107V155H105V153H104ZM132 151H134V152H132ZM142 151V152H141ZM178 151V152H177ZM188 151H190V152H188ZM209 151V152H208ZM239 151V152H238ZM250 151V152H249ZM46 152H47V154L48 155H45L46 154ZM105 155V156H102L103 154ZM128 152V153H127ZM139 152H141V154H139ZM161 152V153H160ZM187 154H186V153ZM215 152V153H214ZM222 152H224L223 154H222ZM239 153V155H242V159H244L245 160V157H246V162L244 161V164H243V162H242V159H240L241 160V163H240V161H239V158H238V153ZM249 152V153H248ZM52 153H54V154H52ZM76 153V154H75ZM100 153V154H99ZM156 155H155V154ZM182 153V154H181ZM194 153V154H193ZM209 155H208V154ZM212 153H214L215 154V156L213 155L212 156ZM227 153H229V155L227 154ZM241 153H244V154H241ZM245 153L247 154V155H245ZM80 154V155H79ZM117 154V155H116ZM127 154V155H126ZM152 154V155H151ZM159 154V155H158ZM184 154H185V156H184ZM189 154V155H188ZM190 154H192V155H195L194 157L195 158H197V156H199L197 159H195V158H192L193 156L192 155H190ZM198 154V155H197ZM250 154L251 155H253V156H250ZM7 155H10V154H5V157H7ZM56 155V156H55ZM60 155V156H59ZM75 155V156H74ZM116 155V156H115ZM121 155H122V157H121ZM140 155V156H139ZM164 155V156H163ZM223 155V156H222ZM236 156V159H235V156ZM256 155V156H255ZM46 156L48 157V158H46ZM70 156V158H68ZM129 156V157H128ZM137 156V157H136ZM166 156V157H165ZM181 156V157H180ZM183 156L184 157H186L187 159H185V158H183ZM209 156V157H210ZM231 156V157H232ZM247 156H250V157H247ZM55 157H56V159H55ZM58 157V158H57ZM62 157V158H61ZM66 157V158H65ZM77 157H78V159H77ZM102 157V158H101ZM104 157L106 158V159H104ZM191 157V158H190ZM230 157V156H229ZM44 158H46L47 160H49L48 162H50V163H48V164H46L47 163V160H45ZM52 158V159H51ZM61 158V159H60ZM121 158V159H120ZM223 158V159H222ZM68 161H67V160ZM70 159V160H69ZM77 159V160H76ZM80 159H82V160H80ZM92 160V161H90V160ZM96 159V160H95ZM187 160L186 162H185V160ZM235 159V160H234ZM254 159V160H253ZM45 160V161H44ZM53 160V161H52ZM58 160V161H57ZM74 160V161H73ZM94 160V161H93ZM223 160V161H224ZM228 160V161H227ZM231 160V162H229ZM236 160H237V162H236ZM253 160V161H252ZM55 161H57V162H55ZM67 161V162H66ZM82 161V162H81ZM109 161V162H108ZM45 162V163H44ZM53 164H52V163ZM60 162L62 163V164H60ZM76 162H78V163H76ZM89 162H91V163H89ZM121 162V163H120ZM156 161H154V163H155ZM168 162V163H167ZM166 163L168 164L167 166H169V165H173L174 164V161H167ZM172 162V164H170ZM227 162V163H226ZM231 164H229V163ZM75 163V164H74ZM148 163V164H147ZM182 163V164H183ZM235 163H236V165H235ZM45 164V165H44ZM145 164V165H144ZM224 164H226L224 167H223V165ZM42 165H44V166H42ZM50 165V167H47L46 168V166H49ZM76 165V166H75ZM113 165V166H112ZM129 165V166H128ZM176 165V164H175ZM227 165H229V166H227ZM243 165V166H242ZM78 166V167H77ZM115 166V167H114ZM118 166V167H117ZM120 166V167H119ZM142 166V167H141ZM79 167H80V169H79ZM90 167V168H89ZM117 167V168H116ZM220 167V168H219ZM225 167H226V169H225ZM231 167V168H230ZM50 168V169H49ZM54 168V169H53ZM100 168V169H99ZM111 168V169H110ZM148 168V167H147ZM217 168V169H216ZM57 169V170H56ZM88 169V170H87ZM116 169V170H115ZM214 169V168H213ZM231 169V170H230ZM36 170V171H37ZM53 170H55V171H53ZM46 171V172H45ZM101 171V172H100ZM110 171V172H109ZM113 171V172H112ZM143 171V172H142ZM45 172V173H44ZM51 172V173H50ZM52 172H53V174L54 175H56V173H57V175L56 176H54L53 174H52ZM92 172V173H91ZM145 172V173H144ZM260 172V173H259ZM59 173V174H58ZM61 173V174H60ZM100 173V174H99ZM124 173H125V175H124ZM138 173V174H137ZM147 173V174H146ZM219 173V174H218ZM111 174H113V175H111ZM139 175V177L137 178V177H135V175ZM262 174V175H261ZM45 175V176H44ZM51 176V178H50V176ZM126 176L127 175V178L126 179H124V180H122V179H120L119 178V176ZM141 175H142V177H141ZM49 176V177H48ZM110 176H112V179H113V181H111L112 179H111V177ZM146 176V177H145ZM168 175H165V177H163L162 178V183H163V185L164 186H166V188L164 187V186H160L161 187V190L160 191H156L157 192V194L160 192V195H162L163 197H164V194H168L167 192H169L170 191V193H169V195H172V190H173V187L175 186H177V184L179 185L180 184V180L178 179V178H176V177H173V178H170L171 176H168ZM257 176H260L259 178H258V180L257 181H254V183L253 182H250V181H252L253 180V178L255 179ZM55 177V178H54ZM56 177H58V178H56ZM93 177H96V178H93ZM102 177V178H101ZM221 177V178H220ZM263 177V178H262ZM41 178H42V180H41ZM44 178V179H43ZM46 178V179H45ZM147 178V179H146ZM165 178V179H164ZM168 179V182H169V185H168V182H167V179ZM48 179V180H47ZM50 179V180H49ZM52 179V180H51ZM95 179V180H94ZM102 179L103 180H105V181H102ZM169 179H171V181H169ZM262 180V184H260L261 183V180ZM101 180V181H100ZM121 180V181H120ZM153 180V179H152ZM152 180L150 181V183L151 184H154L155 182H154V180H153V183H152ZM155 180H157V179H155ZM176 180V182H174ZM212 180V181H211ZM250 180V181H249ZM45 181V182H44ZM46 181L48 182V183H46ZM55 181V182H54ZM111 181V182H110ZM116 181V182H115ZM166 181V182H165ZM260 181V182H259ZM50 182V183H49ZM97 182V183H96ZM101 182V183H100ZM102 182H104V183H102ZM258 182V183H257ZM57 183H59V184H57ZM111 183V184H110ZM129 183V184H128ZM132 183H133V185H132ZM135 183V184H134ZM165 183V184H164ZM167 183V184H166ZM172 183V184H171ZM211 183V184H210ZM53 184V185H52ZM94 184V185H93ZM100 184V185H99ZM202 184V185H203ZM254 184L256 185L255 187H254ZM260 184V185H259ZM127 185V186H126ZM131 185V187H129V186ZM160 185H162V184H160ZM168 185V186H167ZM212 185V186H211ZM219 185V186H218ZM223 185V186H222ZM58 188H57V187ZM136 186V187H135ZM170 186H171V188H170ZM222 186V187H221ZM226 186V187H225ZM53 188V190H52V188ZM134 187V188H133ZM168 187L170 188L169 190H167L168 189ZM192 187H193V189H192ZM202 187V188H201ZM207 188V190L206 189H204V188ZM221 187V188H220ZM55 188V189H54ZM98 188V189H97ZM128 188V189H127ZM130 188V189H129ZM195 188H197L198 189V187H196V185L194 186H190V188H188L187 187V189H189V192L191 191H195V194H197L196 192H198V191H196L195 190ZM248 188V189H247ZM49 189H50V192H49ZM58 191H57V190ZM145 190H146V187L144 188ZM191 189V190H190ZM204 189V190H203ZM218 189V190H217ZM228 189V190H227ZM223 190V191H222ZM251 190V191H250ZM253 190V191H252ZM104 192V190H98V192L99 193H101V192ZM121 191V192H120ZM125 191V192H124ZM128 191V192H127ZM188 191V190H187ZM218 191H222L221 193L223 194V195H225V196H223L222 195V198H220V196H221V193L220 192H218ZM227 191H229V192H227ZM34 192H36V193H34ZM38 192V193H37ZM118 192V193H117ZM212 192H214V193H212ZM224 192H226L225 194H224ZM252 192V193H251ZM201 193V192H200ZM207 193V194H206ZM216 193H218L217 195H215ZM219 193H220V196H219ZM231 193V194H230ZM252 195H251V194ZM40 196V197H37L38 195ZM45 194V195H44ZM132 194V195H131ZM156 194V193H155ZM190 194H193V196L190 198L189 196H190ZM229 194V195H228ZM235 194V196H233ZM253 194H254V196H253ZM54 195H55V197H54ZM128 195V196H127ZM186 195L188 196L187 198H186ZM45 196V197H44ZM231 196H232V198H231ZM57 197V198H56ZM162 197V198H163ZM216 197H217V200H216ZM223 197H224V200H227L226 202H224V200H223ZM226 197L228 198V199H226ZM109 198V199H108ZM121 198V199H120ZM190 198V199H189ZM222 199L223 201H221L220 199ZM231 198V199H230ZM254 198V199H253ZM58 199V200H57ZM110 199H112V201L110 200ZM126 199V200H125ZM192 199V200H191ZM219 199V200H218ZM256 199V200H255ZM67 201V203H66V201ZM108 200H110V201H108ZM114 200V201H113ZM119 202H118V201ZM136 200V201H135ZM190 200H191V202H190ZM215 200V201H214ZM105 201V202H104ZM125 201V202H124ZM135 201V202H134ZM207 201V202H206ZM214 201V202H213ZM220 201V202H219ZM255 201V202H254ZM256 201H258V202H260L259 204L256 202ZM63 202V203H62ZM123 202H124V204H123ZM165 203V205H164V203ZM213 202V203H212ZM232 202V203H231ZM58 203V204H59ZM111 203L112 204H114V205H111ZM122 203V204H121ZM127 203H129V204H127ZM130 203H131V206H130ZM187 203V204H186ZM200 203V204H199ZM211 203H212V205H211ZM226 203V204H225ZM231 205H230V204ZM257 203V204H256ZM110 204V205H109ZM127 204V205H126ZM172 204H173V206L175 207H172ZM220 204H222V205H220ZM224 204V205H223ZM234 204V205H233ZM42 205V207H40V210L42 211V210H44V208L45 209H47V207H51L50 205H48V206H46V204H41ZM41 205H39V206H41ZM117 205V206H116ZM122 205V206H121ZM136 205V206H135ZM176 205V206H175ZM183 205H184V207H188V209L187 208H184V209H187V210H184L183 209ZM194 205H195V208H194ZM127 206V207H126ZM158 206V205H157ZM167 208H166V207ZM197 206V207H196ZM198 206H199V208H198ZM218 206V207H217ZM225 208H224V207ZM226 206H227V208H226ZM44 207V208H43ZM114 207V208H113ZM130 207V208H129ZM160 207H163V208H160ZM171 207V208H170ZM178 209H177V208ZM201 207V208H200ZM234 207V208H233ZM118 208V209H117ZM125 208V209H124ZM179 208L181 209V211L183 210V211H186V212H189L188 214H186V212H185V214H184V212H181L180 210H179ZM190 208V209H189ZM223 208V209H222ZM230 208H232V209H230ZM76 210H75V212H77L79 215H80V211H82L83 212V207H81L80 208V210L78 209V208H75ZM136 209V210H135ZM160 209V210H159ZM166 209V210H165ZM172 209V210H171ZM192 209H195V210H192ZM206 209V210H205ZM260 209H261V211H260ZM118 210V211H117ZM179 210V211H178ZM190 210V211H189ZM232 210V211H231ZM41 211H38V212H36L35 211V213H32V215L30 216V217H34V221H35V217L37 216V215H40V212ZM62 211H60L61 213H62ZM136 211V212H135ZM164 211V212H163ZM196 211V212H195ZM222 211H224V212H222ZM234 211H236V212H234ZM255 211V212H254ZM260 211V212H259ZM190 212H191V214H190ZM198 212H200V214L198 213ZM203 212V214H201ZM230 212V213H229ZM233 212V213H232ZM63 213L65 214V213H68V212H64L63 211ZM76 213V214H77ZM108 213V214H107ZM135 213H137V215L135 214ZM166 213V214H165ZM225 213V214H224ZM258 213V214H257ZM261 213V214H260ZM33 214H36V216H34ZM69 214V213H68ZM116 214H119L118 215V217H116L117 215ZM132 214V215H131ZM205 214H207V213H205ZM66 216H67V214H65ZM195 215V216H194ZM196 215L198 216V217H196ZM114 216H115V218H114ZM119 216H120V219H119ZM261 216H263V218H261ZM44 217V216H43ZM68 217V216H67ZM85 216H80V218H81V220L83 219H86V217L84 218ZM202 217V218H201ZM233 217V218H232ZM129 218V219H128ZM146 218V219H145ZM148 218V219H147ZM221 218V217H220ZM223 218V217H222ZM108 220V222L106 221V220ZM118 219L120 220V221H122L121 222V224H118ZM166 220V221H163V220ZM199 219V220H198ZM201 219V220H200ZM234 219V220H233ZM110 220L114 223V225H116V228L115 227H113V223H111L110 222ZM117 222H116V221ZM143 220V221H142ZM145 220H146V222H145ZM33 221V220H32ZM33 221V222H34ZM38 221H39V219H38ZM37 221V222H38ZM71 221V222H70ZM85 221V220H84ZM82 222V224H81V222H79V223H77L76 221H75V219H69V217H68V222H66V224H68V225H66V224H64L63 226L65 227H63V230L60 232L61 233V235H60V233H56L57 235H56V237H55V235L53 236L52 235V237L54 238H57V239H60L61 238V236L62 235H65V236H63L62 238H63V240L62 239H60L59 241H60V243L62 244V241H63V245L64 246H66L65 248L66 249H64L63 251L66 253V255L68 256V259H69V253H70V256H74V254L76 253V251L73 249L74 247H75V240H79V241H81L82 240V237L85 235V234H87V232L89 231V229L88 228H86V225H87V220L85 221V222ZM115 221V222H114ZM130 221V222H129ZM161 221H163V222H161ZM24 221H22V223H23ZM75 222V223H74ZM165 222H167L166 224H165ZM2 224H3V222H1ZM0 223V225L2 226V227H4L2 224ZM86 223V224H85ZM108 223H110V224H112V227H111V225L110 224H108ZM120 223V222H119ZM146 223H147V225H146ZM217 223V224H216ZM6 223L4 222V225H5ZM76 224H78V225H76ZM84 224H85V227H84ZM66 225V226H65ZM110 225V226H109ZM147 226V228H146V226ZM209 225V226H208ZM6 226V225H5ZM199 226L201 227V228H199ZM212 228H211V227ZM216 226H215V228H216ZM72 227V228H71ZM82 227V228H81ZM108 227V228H107ZM124 229H123V228ZM130 227V228H129ZM141 227H143V228H141ZM145 227V228H144ZM30 228H31V226H30ZM29 228V230H31ZM105 229L104 231L103 230H101V229ZM113 228V229H112ZM118 228V229H117ZM168 230H167V229ZM107 229H108V231H107ZM118 231H117V230ZM148 229V230H147ZM161 229H159L160 230V232H162V230ZM200 229V230H199ZM22 230L25 232V234H24V232H22L24 235L23 236H21L22 235V233L21 232H17V231H15V233L14 232H11V233H14V234H16V232L17 233H21V235L19 236V235H17L18 236V238H23V237H25V235H26V231L28 230H26V228H25V230H24V228H22ZM29 230H28V233H29ZM83 230H85V231H83ZM111 230V231H110ZM114 232H113V231ZM119 230H121V233H123V234H121L120 233V231ZM125 230V231H124ZM146 230V231H145ZM171 230V231H170ZM79 231V232H78ZM91 231V230H90ZM102 231V232H101ZM107 231V232H106ZM109 231H110V233H109ZM124 231V232H123ZM209 231H210V233H209ZM211 231H212V233H211ZM238 231V230H237ZM242 232H245L246 230H241ZM67 232H69V233H67ZM105 232V233H104ZM152 233V235H151V233ZM167 232V233H166ZM234 232H235V234H234ZM27 233V234H28ZM42 235H37L36 237L38 238L37 240H35L33 243L34 244H36V243H40V242H42L43 240H44V233H42V232H40ZM66 233V234H65ZM113 233V234H112ZM171 233V234H170ZM206 235H205V234ZM217 235H215V234ZM245 233H248V232H245ZM14 234H12V235H14ZM39 234V233H38ZM45 234H47L46 235V237L48 238V239H50L49 238V236H50V232L49 231H47V233L45 232ZM55 234V233H54ZM107 234V235H106ZM110 234H111V236H110ZM115 234V235H114ZM226 234V235H225ZM232 234V235H231ZM119 235V236H118ZM122 235V236H121ZM202 235H204V236H202ZM207 235H213V236H215L216 238H217V240H216V238L214 237L213 239L214 240H216L217 242L215 243V241H214V243H213V241H212V239H210V240H208V237H207ZM219 235V236H218ZM237 235H239V233L237 234ZM16 236V235H15ZM16 236V237H17ZM30 236H31V232H30ZM39 236L41 237V236H43V237H41L40 239H39ZM111 238V240H110V238ZM154 236L156 237L155 239H153L154 238ZM167 236V237H166ZM231 236V237H230ZM27 238L29 237V235H27L26 236ZM24 238V240L25 239H27V238ZM46 237H45V239H46ZM60 237V238H59ZM81 237V238H80ZM116 237V238H115ZM122 237V238H121ZM125 237H126V239H125ZM128 237V238H127ZM199 237V238H198ZM203 237H205V238H203ZM222 237V238H221ZM224 237V238H223ZM225 237H226V239H225ZM228 237V238H227ZM20 238V239H21ZM52 238V239H53ZM54 238V239H55ZM77 238V239H76ZM84 238V237H83ZM114 238V239H113ZM120 238V239H119ZM199 240H198V239ZM201 238H203V239H206V242L207 241H209V243H208V245H206V243L204 242L203 243V241H205V240H203V239H201ZM41 239H42V241H41ZM108 239L110 240V242H108ZM118 239V240H117ZM192 239V240H191ZM201 239V240H200ZM222 239V241L225 243L226 242V244H224V243H222L220 240ZM225 239V240H224ZM64 240H66L65 242H64ZM117 240V241H116ZM122 240V241H121ZM124 240H126V241H124ZM130 240V241H129ZM159 240V241H158ZM161 240V241H160ZM198 241V245L196 244L197 243V241L196 242H194V241ZM219 240V241H218ZM231 240H232V242H231ZM233 240H235V241H233ZM27 241H29V243L28 244H25V245H23V246H34V244L32 243V242H30L31 240L30 239H27ZM164 241V242H163ZM192 241V242H191ZM11 242H13L14 243V241H7L6 243V245H9V244H11ZM73 242V243H72ZM77 242V241H76ZM127 242V243H126ZM219 242H220V244L223 246H225V247H222L221 245H219ZM238 242V243H237ZM12 243V244H13ZM30 243H32V244H30ZM114 243V244H113ZM120 243V244H119ZM200 243H203V244H200ZM14 244H16V241H15V243ZM23 244V243H22ZM30 244V245H29ZM77 244V243H76ZM117 244V245H116ZM130 244V245H129ZM189 244V245H188ZM194 244H196L197 245V247L199 246V249L197 248V250L199 251V252H197V250H196V247H194V246H196V245H194ZM212 244H215V248L217 247V250L218 249H222V248H224V249H222V252L220 251V250H218V252L217 253H215L214 255H218V257L216 256L215 257V259H213L214 258V255H212V253H208V252H206L207 251V249H205L206 247H208V249L210 248V247H214ZM217 244V245H216ZM17 245V244H16ZM21 245V244H20ZM71 245V246H70ZM74 245V246H73ZM132 245V246H131ZM201 245H205V246H201ZM218 245H219V247H218ZM19 246V245H18ZM22 246V247H23ZM109 246V247H108ZM237 246H238V248H237ZM20 247V250H19V252H21L23 249H21L22 247L21 246H19ZM69 247H70V250L71 251H73V254H71L72 252L71 251H69ZM124 247H126L125 248V251H124V248L122 249V248ZM132 247V248H131ZM184 247V248H183ZM203 247H205L204 248V250L203 249H201V248H203ZM242 247H244V248H242ZM72 248V249H71ZM109 248V249H108ZM121 248V249H120ZM195 248V249H194ZM234 248V249H233ZM108 249V250H107ZM201 249V250H200ZM238 249V250H237ZM246 249V250H245ZM3 250V249H2ZM103 250H104V252H103ZM114 251V253L113 252H111V251ZM192 250V251H191ZM257 250V251H256ZM260 250V251H259ZM8 251V250H7ZM11 251V250H10ZM10 251H8V252H10ZM107 251V252H106ZM117 251V252H116ZM189 251H190V253H189ZM202 251H205V252H202ZM11 252H14V250L13 251H11ZM10 252V253H11ZM75 252V253H74ZM99 252V253H100ZM110 252H111V254H110ZM119 252V253H118ZM128 252H129V254H128ZM131 252H134V253H131ZM183 252L186 254V257H187V259H186V257H184L185 256V254H183ZM203 253V255L202 256H206L207 255V257L208 258H206L205 256L204 257H202V256H200L202 253ZM103 253V254H102ZM122 253H123V255H122ZM192 253V254H191ZM195 253H198L199 255L197 256V254H195ZM201 253V254H200ZM211 255V256H213V258L211 259L210 257H209V255ZM222 255H221V254ZM109 254V255H108ZM119 254V255H118ZM128 256H127V255ZM131 254L135 257H133V256H131ZM189 254H191V255H189ZM195 254V255H194ZM107 255V256H106ZM126 255V256H125ZM184 255V256H183ZM120 256H122V257H119ZM182 256V257H181ZM191 256H192V258L194 257V256H196V257H194L193 259H195V260H193V259H191ZM6 257V259L8 260V258L10 257H8V256H5ZM8 257V258H7ZM104 257V258H105ZM129 257V258H128ZM131 257V258H130ZM199 257H202V258H204V259H202V258H199ZM29 257H26V259L27 260H25V257L22 259L21 258V260H22V262L21 263H19V264H26V263H28V264H31V262L29 263V261H30V259L31 258H29ZM74 257H72V259H73ZM125 259V260H122V259ZM127 258V259H126ZM184 260H183V259ZM197 258H199V259H197ZM130 259V260H129ZM180 259H182V260H180ZM185 259H186V263H185ZM202 259V260H201ZM29 260V261H28ZM131 260H133L132 262H131ZM135 260H136V262H135ZM191 260V261H190ZM126 261V262H125ZM129 261V262H128ZM141 261V262H140ZM172 261V262H171ZM193 261H195V262H193ZM196 261H199V263L198 262H196ZM202 261V262H201ZM208 261V262H207ZM178 262V263H177ZM181 262V263H180ZM206 262V263H205ZM7 264H11L10 262L9 263H7Z\"/></svg>",
  "mask_w": 264,
  "mask_h": 264
}]
</instances>
